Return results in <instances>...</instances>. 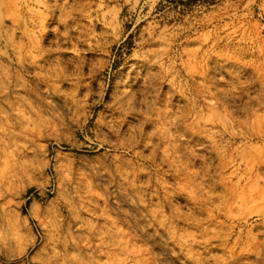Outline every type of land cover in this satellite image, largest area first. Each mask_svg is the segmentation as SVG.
Returning a JSON list of instances; mask_svg holds the SVG:
<instances>
[{
    "label": "rangeland",
    "instance_id": "obj_1",
    "mask_svg": "<svg viewBox=\"0 0 264 264\" xmlns=\"http://www.w3.org/2000/svg\"><path fill=\"white\" fill-rule=\"evenodd\" d=\"M0 264H264V0H0Z\"/></svg>",
    "mask_w": 264,
    "mask_h": 264
}]
</instances>
